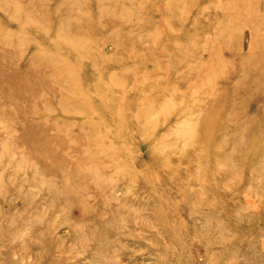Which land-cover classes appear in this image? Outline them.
<instances>
[{
  "label": "rangeland",
  "instance_id": "374dc122",
  "mask_svg": "<svg viewBox=\"0 0 264 264\" xmlns=\"http://www.w3.org/2000/svg\"><path fill=\"white\" fill-rule=\"evenodd\" d=\"M0 264H264V0H0Z\"/></svg>",
  "mask_w": 264,
  "mask_h": 264
},
{
  "label": "bare ground",
  "instance_id": "6f19581e",
  "mask_svg": "<svg viewBox=\"0 0 264 264\" xmlns=\"http://www.w3.org/2000/svg\"><path fill=\"white\" fill-rule=\"evenodd\" d=\"M12 7V6H11ZM13 9V8H12Z\"/></svg>",
  "mask_w": 264,
  "mask_h": 264
}]
</instances>
